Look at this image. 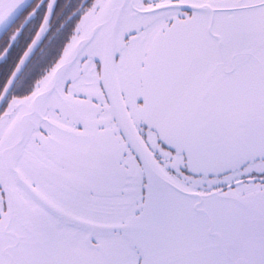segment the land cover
Listing matches in <instances>:
<instances>
[{
	"label": "snow or ice",
	"instance_id": "obj_1",
	"mask_svg": "<svg viewBox=\"0 0 264 264\" xmlns=\"http://www.w3.org/2000/svg\"><path fill=\"white\" fill-rule=\"evenodd\" d=\"M0 264H264V0H0Z\"/></svg>",
	"mask_w": 264,
	"mask_h": 264
},
{
	"label": "flooded vegetation",
	"instance_id": "obj_2",
	"mask_svg": "<svg viewBox=\"0 0 264 264\" xmlns=\"http://www.w3.org/2000/svg\"><path fill=\"white\" fill-rule=\"evenodd\" d=\"M64 2V0H61V3H63Z\"/></svg>",
	"mask_w": 264,
	"mask_h": 264
}]
</instances>
